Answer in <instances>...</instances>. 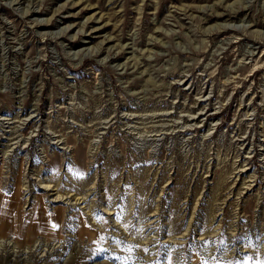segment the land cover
<instances>
[{
  "label": "rangeland",
  "instance_id": "rangeland-1",
  "mask_svg": "<svg viewBox=\"0 0 264 264\" xmlns=\"http://www.w3.org/2000/svg\"><path fill=\"white\" fill-rule=\"evenodd\" d=\"M0 264H264V0H0Z\"/></svg>",
  "mask_w": 264,
  "mask_h": 264
},
{
  "label": "bare ground",
  "instance_id": "bare-ground-1",
  "mask_svg": "<svg viewBox=\"0 0 264 264\" xmlns=\"http://www.w3.org/2000/svg\"><path fill=\"white\" fill-rule=\"evenodd\" d=\"M8 223V222H7ZM5 226V228L4 229H6L7 228V224L5 225V223H4V225H2V228ZM16 232V234H17V236L18 237H21V236H24L26 233H27V228H25V227H23V228H19V229H17V231H15ZM15 247V246H14Z\"/></svg>",
  "mask_w": 264,
  "mask_h": 264
}]
</instances>
